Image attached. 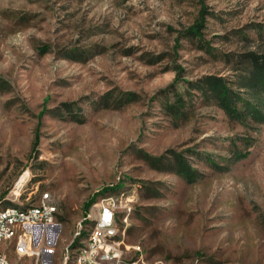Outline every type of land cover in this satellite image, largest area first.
<instances>
[{
  "label": "rangeland",
  "instance_id": "374dc122",
  "mask_svg": "<svg viewBox=\"0 0 264 264\" xmlns=\"http://www.w3.org/2000/svg\"><path fill=\"white\" fill-rule=\"evenodd\" d=\"M197 23L201 41L186 37ZM248 51L264 53V0H0V211L50 193L62 224L54 264L94 196L91 208L108 196L132 206L119 224L125 264H264V125L230 121L181 81L186 115L175 121L164 107L172 89L159 95L173 69L233 81L224 56ZM109 92L137 101L102 109ZM170 150L197 181L141 155Z\"/></svg>",
  "mask_w": 264,
  "mask_h": 264
},
{
  "label": "trees",
  "instance_id": "16d2710c",
  "mask_svg": "<svg viewBox=\"0 0 264 264\" xmlns=\"http://www.w3.org/2000/svg\"><path fill=\"white\" fill-rule=\"evenodd\" d=\"M199 29H202V26L197 23L193 29L187 32L186 37L201 41ZM68 57L71 60L79 61L80 54L72 52ZM224 58L228 63L234 61L233 71L235 77L233 81H227L225 77L212 75L201 77L195 81H185L181 79L178 74L179 71L173 69L176 73L175 80L168 86L166 91L160 92L159 95L167 94L168 96L170 89H172L173 100L172 102L167 101L164 107L175 121H179L186 115L187 100L184 93H179L176 87V84L181 81L186 85L188 95H193V92L198 93L204 101L221 109L230 121L243 125L250 120L255 124L264 125V53L248 51L237 56L226 54ZM241 93H244V96ZM111 94L109 92L102 95L101 101L98 102L102 109H119L128 103L137 101L136 95L133 93H123L120 97L114 98L115 100H113V96H110ZM63 106L69 112L71 104H63ZM43 114L42 112L40 116ZM78 123L83 122L80 120ZM139 153L142 152L139 151ZM141 155L143 160L153 169L176 174L188 184L194 183L200 178V174L190 166L183 153L170 150L159 157L150 156L146 153ZM195 155L199 154L196 152ZM245 157L239 154L236 161L245 159ZM204 160L208 165L219 168L209 158ZM117 189L118 186H115L98 193L99 195L110 194L117 191ZM95 197L84 204V210L93 205Z\"/></svg>",
  "mask_w": 264,
  "mask_h": 264
},
{
  "label": "built area",
  "instance_id": "2783aa9c",
  "mask_svg": "<svg viewBox=\"0 0 264 264\" xmlns=\"http://www.w3.org/2000/svg\"><path fill=\"white\" fill-rule=\"evenodd\" d=\"M58 214V206L52 202V197H45L44 192H42L38 203L35 205L34 213L16 215L9 211V214L1 218L0 258L4 259V264H10V261L7 260V253H16L30 258L37 264H52V259H57V254L51 253V238L60 225ZM89 216L104 218L106 223H108V220L119 222V217H114L108 212V204L107 209L91 208L90 206L87 209L86 218L82 222H77L76 229L67 242L66 257L68 247H74L81 226ZM128 249L129 247L124 245L123 241L105 240L102 231V238H95L94 235V250L83 255V264H97L92 262V255L118 258L119 264H125L124 254ZM132 249L135 248L132 247ZM61 264H66V259L61 260Z\"/></svg>",
  "mask_w": 264,
  "mask_h": 264
},
{
  "label": "bare ground",
  "instance_id": "6f19581e",
  "mask_svg": "<svg viewBox=\"0 0 264 264\" xmlns=\"http://www.w3.org/2000/svg\"><path fill=\"white\" fill-rule=\"evenodd\" d=\"M44 195L45 197H52V195L47 192H44ZM52 202H53V198H52ZM107 204H108V212H110L114 217H119V222L116 220H108V223H106V219L104 218H98L97 216H89L86 222L92 221V223L94 222V226L89 230L88 234L86 235L83 232L84 231L83 225L86 222L81 226V230L79 231L77 235V239L81 238L82 235H84V238L83 240H80V241L78 240L79 242L77 241L79 244L76 247H68L67 257H66L67 245L65 246L64 252H63V260L66 259V264H83V255L85 253H88L94 250V235H95V238H102V231H103V238L105 240L112 241V242H119L120 240L118 239L120 235L125 234V232H121L119 224L121 221L122 222L124 221L126 223L128 216L130 215L132 206L130 205L129 200H123L115 196H108L100 200L98 203H95L94 206H92V208L100 207V209H107ZM9 211L16 215H24L26 213H34L35 206L34 207L30 206L27 208L16 207V208L3 209L0 211V220L1 218L9 214ZM85 218L86 216L83 218V220ZM61 233H62V224L60 222V225L55 230L51 238V253L52 254H57V245L61 238ZM138 251H140V248H138ZM57 259H58V254H57ZM7 260L10 261L8 255H7ZM92 262H96L97 264H119V259L118 258H108L107 256L92 255ZM0 264H4L3 258H0ZM10 264H14V263L10 261ZM52 264H54V259H52Z\"/></svg>",
  "mask_w": 264,
  "mask_h": 264
}]
</instances>
